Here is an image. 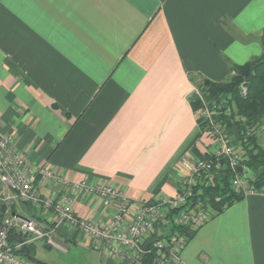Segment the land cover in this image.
I'll use <instances>...</instances> for the list:
<instances>
[{
	"label": "crops",
	"instance_id": "0c3cea01",
	"mask_svg": "<svg viewBox=\"0 0 264 264\" xmlns=\"http://www.w3.org/2000/svg\"><path fill=\"white\" fill-rule=\"evenodd\" d=\"M260 57L264 0H0V133L30 164L71 181L108 183L137 201L172 197L177 162L216 149L192 106L196 82L227 81ZM258 136L264 148V124ZM55 190L42 185L45 196ZM115 208L82 195L74 215L105 223ZM11 214L50 226L32 206ZM56 240L89 264H132L67 225ZM182 259L264 264V193L211 216Z\"/></svg>",
	"mask_w": 264,
	"mask_h": 264
},
{
	"label": "built area",
	"instance_id": "2783aa9c",
	"mask_svg": "<svg viewBox=\"0 0 264 264\" xmlns=\"http://www.w3.org/2000/svg\"><path fill=\"white\" fill-rule=\"evenodd\" d=\"M241 94L246 96L247 87L241 86ZM196 96L202 102L199 116L205 122L216 149L211 155L216 160L224 158L228 166L236 171L244 160V155L234 145V137L216 118L221 115L224 103L208 102L203 92L196 89ZM230 115V109L226 107ZM176 193L172 197L161 196L151 200H131L122 190L108 183L89 184L86 181H71L57 174L48 165L33 166L26 156L18 151L11 135L0 133V203L6 204L7 211L0 227V264H37L30 261L20 250L36 241H44L47 246L65 250L56 240V230L62 225L78 229L101 242L113 255L127 257L132 264H142L147 253L153 254V264H186L182 252L190 236L207 220L209 213L202 202L189 208V199L200 177L211 182L214 179L215 161L212 159L182 158L177 162ZM43 184L56 187L55 193L45 196ZM233 187L244 196L258 193L239 174ZM95 197L109 206H116L108 222L95 223L74 215V207L80 196ZM16 204L32 206L50 216L49 227L42 226L36 219L11 214ZM182 209L178 214L175 210ZM172 228L171 234L165 229ZM183 227L185 232L174 231ZM20 234L22 238L10 242V234ZM147 243L150 249L145 250Z\"/></svg>",
	"mask_w": 264,
	"mask_h": 264
},
{
	"label": "trees",
	"instance_id": "16d2710c",
	"mask_svg": "<svg viewBox=\"0 0 264 264\" xmlns=\"http://www.w3.org/2000/svg\"><path fill=\"white\" fill-rule=\"evenodd\" d=\"M232 70L233 75L227 81L215 83L201 79L196 84L208 102L225 104L216 121L234 137V145L243 152L244 160L241 166L247 172L244 178L248 185L258 193H264V148L260 145L258 136L264 124V57L234 66ZM242 84L247 87L246 96L241 94ZM192 106L194 110L202 108V102L196 95L192 100ZM227 106L230 115L226 113ZM204 159L215 161L214 179L208 182L207 179L200 177V183L195 187L187 206L192 208L198 202H202L211 217L242 201L245 196L233 187L237 173L228 166L226 159L216 160L211 154ZM180 210L182 209H177L172 214H178ZM173 230L187 232L183 227H176ZM21 238L20 234L14 232L10 234L12 244ZM28 247L33 253L31 246ZM20 253H24L23 249ZM153 258L152 252L147 253L142 264H153Z\"/></svg>",
	"mask_w": 264,
	"mask_h": 264
},
{
	"label": "rangeland",
	"instance_id": "374dc122",
	"mask_svg": "<svg viewBox=\"0 0 264 264\" xmlns=\"http://www.w3.org/2000/svg\"><path fill=\"white\" fill-rule=\"evenodd\" d=\"M35 246L34 254L44 264H89L88 256L81 249L74 250L67 256L64 251L57 248L49 249L43 240L36 241Z\"/></svg>",
	"mask_w": 264,
	"mask_h": 264
},
{
	"label": "water",
	"instance_id": "95a60500",
	"mask_svg": "<svg viewBox=\"0 0 264 264\" xmlns=\"http://www.w3.org/2000/svg\"><path fill=\"white\" fill-rule=\"evenodd\" d=\"M236 173L245 177L246 176V170L244 167L239 166L236 168ZM6 211H7V206L6 204H1L0 205V227L3 225V219L6 215ZM150 249V243H147L145 246V250L148 251ZM24 252H25V256L32 262H35L37 264H44L41 261H39L36 257H34L32 255L31 250L28 247L24 248Z\"/></svg>",
	"mask_w": 264,
	"mask_h": 264
}]
</instances>
